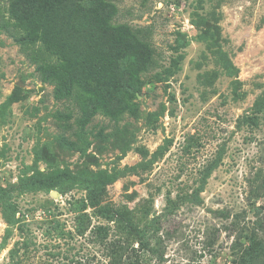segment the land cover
Listing matches in <instances>:
<instances>
[{
  "label": "rangeland",
  "instance_id": "rangeland-1",
  "mask_svg": "<svg viewBox=\"0 0 264 264\" xmlns=\"http://www.w3.org/2000/svg\"><path fill=\"white\" fill-rule=\"evenodd\" d=\"M112 1L100 45L135 49L116 55L117 87L95 82L107 114L56 97L0 24V187L89 170L140 236L83 190L16 191L0 204V264H108L116 245L129 264H237L264 246V0Z\"/></svg>",
  "mask_w": 264,
  "mask_h": 264
},
{
  "label": "trees",
  "instance_id": "trees-1",
  "mask_svg": "<svg viewBox=\"0 0 264 264\" xmlns=\"http://www.w3.org/2000/svg\"><path fill=\"white\" fill-rule=\"evenodd\" d=\"M0 6L1 28L18 44L20 51L36 66L37 72L55 89L56 97L65 96L75 102L79 112L107 114L104 95L95 84L116 86V72L123 62L116 58L120 53L135 49V45L119 43L116 39L108 49H102V34L116 31V7L112 0H6ZM91 20V31L86 22ZM104 33V34H105ZM79 47L81 49H76ZM85 49V50H83ZM140 48L137 47V50ZM83 79H86L83 81ZM91 82L94 88L91 86ZM117 87V86H116ZM127 89V88H126ZM128 91V89H127ZM214 169L211 164L208 173ZM106 186L103 177L89 171L71 172L58 169L48 175H28L8 188L0 187V204L11 211V194L16 191H57L66 194L71 190L87 193L88 206L106 221L116 224L128 235L140 236L125 211L101 206ZM81 224V217L78 218ZM79 226V223H78ZM106 239L108 228H95ZM102 239V240H103ZM145 246L147 241L140 240ZM111 245L108 255L115 253ZM107 248V250H108ZM129 249L116 245V257L109 256L108 264H129ZM130 251H134L131 249ZM237 264H264V246L248 247Z\"/></svg>",
  "mask_w": 264,
  "mask_h": 264
},
{
  "label": "water",
  "instance_id": "water-1",
  "mask_svg": "<svg viewBox=\"0 0 264 264\" xmlns=\"http://www.w3.org/2000/svg\"><path fill=\"white\" fill-rule=\"evenodd\" d=\"M53 194H54V195H57L56 192H53V191H52V192H51V195H53ZM54 195H53V196H54Z\"/></svg>",
  "mask_w": 264,
  "mask_h": 264
}]
</instances>
